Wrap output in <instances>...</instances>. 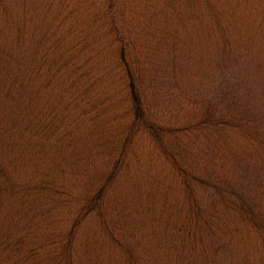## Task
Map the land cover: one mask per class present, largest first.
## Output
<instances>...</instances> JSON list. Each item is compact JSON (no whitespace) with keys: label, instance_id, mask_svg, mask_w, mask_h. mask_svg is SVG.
<instances>
[{"label":"trees","instance_id":"obj_1","mask_svg":"<svg viewBox=\"0 0 264 264\" xmlns=\"http://www.w3.org/2000/svg\"><path fill=\"white\" fill-rule=\"evenodd\" d=\"M0 264H264V0H0Z\"/></svg>","mask_w":264,"mask_h":264}]
</instances>
